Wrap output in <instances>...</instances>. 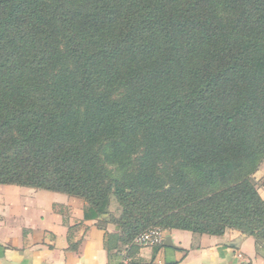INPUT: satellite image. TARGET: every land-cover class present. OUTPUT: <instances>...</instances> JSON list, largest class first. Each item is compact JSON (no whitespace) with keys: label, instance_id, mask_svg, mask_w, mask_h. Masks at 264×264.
Here are the masks:
<instances>
[{"label":"trees","instance_id":"trees-1","mask_svg":"<svg viewBox=\"0 0 264 264\" xmlns=\"http://www.w3.org/2000/svg\"><path fill=\"white\" fill-rule=\"evenodd\" d=\"M263 161L264 0H0V185L114 200L109 256L151 227L264 251Z\"/></svg>","mask_w":264,"mask_h":264},{"label":"crops","instance_id":"crops-1","mask_svg":"<svg viewBox=\"0 0 264 264\" xmlns=\"http://www.w3.org/2000/svg\"><path fill=\"white\" fill-rule=\"evenodd\" d=\"M252 179L264 201V161ZM84 209L75 197L0 185V264H264L254 239L231 229L222 236L167 230L161 246H123L111 257L105 236L117 231L84 220Z\"/></svg>","mask_w":264,"mask_h":264},{"label":"built area","instance_id":"built-area-1","mask_svg":"<svg viewBox=\"0 0 264 264\" xmlns=\"http://www.w3.org/2000/svg\"><path fill=\"white\" fill-rule=\"evenodd\" d=\"M164 240L163 230L159 227H151L137 234L130 246L136 247H156L161 246Z\"/></svg>","mask_w":264,"mask_h":264},{"label":"rangeland","instance_id":"rangeland-1","mask_svg":"<svg viewBox=\"0 0 264 264\" xmlns=\"http://www.w3.org/2000/svg\"><path fill=\"white\" fill-rule=\"evenodd\" d=\"M119 216H120V209H119L117 203L114 200H112L111 204H110V207H109V210H108V214L105 215V216H102L99 219V221L97 223V226L98 227H102L104 229H109L110 228V230H116L112 222L115 219H117ZM129 247H130V245H129ZM133 247L134 246H132L131 248H133ZM120 250H123V246L118 244L117 251L119 252ZM112 254H114L113 256L117 255V253H113L112 252L111 253V257H112Z\"/></svg>","mask_w":264,"mask_h":264},{"label":"water","instance_id":"water-1","mask_svg":"<svg viewBox=\"0 0 264 264\" xmlns=\"http://www.w3.org/2000/svg\"><path fill=\"white\" fill-rule=\"evenodd\" d=\"M166 242H169V239L168 238H166Z\"/></svg>","mask_w":264,"mask_h":264}]
</instances>
